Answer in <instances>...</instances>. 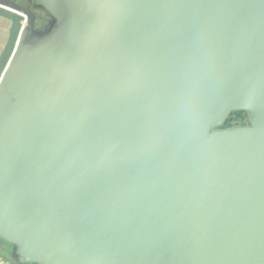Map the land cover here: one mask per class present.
<instances>
[{
  "label": "water",
  "instance_id": "1",
  "mask_svg": "<svg viewBox=\"0 0 264 264\" xmlns=\"http://www.w3.org/2000/svg\"><path fill=\"white\" fill-rule=\"evenodd\" d=\"M0 18L11 264H264V0H0Z\"/></svg>",
  "mask_w": 264,
  "mask_h": 264
},
{
  "label": "trees",
  "instance_id": "2",
  "mask_svg": "<svg viewBox=\"0 0 264 264\" xmlns=\"http://www.w3.org/2000/svg\"><path fill=\"white\" fill-rule=\"evenodd\" d=\"M0 19H3V18H0ZM3 20H5L4 22L6 23V26L8 27L9 24H10V22L8 20H6V19H3ZM5 44L6 43H4L3 45H1V47H0V54H1V52H2V50L4 48V46H5ZM247 116H248V114L246 112L238 111L234 115V120H233L234 122L233 123H245V121L247 119ZM231 124H232V122H227V124L225 126H229Z\"/></svg>",
  "mask_w": 264,
  "mask_h": 264
},
{
  "label": "rangeland",
  "instance_id": "3",
  "mask_svg": "<svg viewBox=\"0 0 264 264\" xmlns=\"http://www.w3.org/2000/svg\"><path fill=\"white\" fill-rule=\"evenodd\" d=\"M5 20L3 19H0V47L1 45H3L4 43H6L7 41V38H8V28L9 26L7 27L6 26V23L4 22ZM248 117L247 116V120H248ZM232 124L231 125H234V124H240V123H233L234 121H231ZM230 126V125H229Z\"/></svg>",
  "mask_w": 264,
  "mask_h": 264
},
{
  "label": "crops",
  "instance_id": "4",
  "mask_svg": "<svg viewBox=\"0 0 264 264\" xmlns=\"http://www.w3.org/2000/svg\"><path fill=\"white\" fill-rule=\"evenodd\" d=\"M0 264H11V262L0 252Z\"/></svg>",
  "mask_w": 264,
  "mask_h": 264
},
{
  "label": "flooded vegetation",
  "instance_id": "5",
  "mask_svg": "<svg viewBox=\"0 0 264 264\" xmlns=\"http://www.w3.org/2000/svg\"><path fill=\"white\" fill-rule=\"evenodd\" d=\"M248 120L246 119L245 123L247 122Z\"/></svg>",
  "mask_w": 264,
  "mask_h": 264
}]
</instances>
